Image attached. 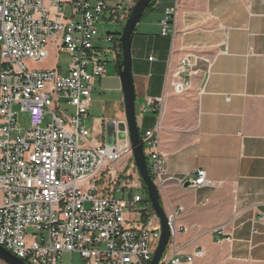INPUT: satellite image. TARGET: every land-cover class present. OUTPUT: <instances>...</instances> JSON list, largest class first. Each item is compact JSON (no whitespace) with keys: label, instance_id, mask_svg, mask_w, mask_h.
I'll list each match as a JSON object with an SVG mask.
<instances>
[{"label":"built area","instance_id":"built-area-1","mask_svg":"<svg viewBox=\"0 0 264 264\" xmlns=\"http://www.w3.org/2000/svg\"><path fill=\"white\" fill-rule=\"evenodd\" d=\"M130 12L123 3L109 6L108 0H0V247L26 264H66L69 252L87 264H151L159 247L161 222L149 197L140 193L143 180L126 121L114 146L86 142L96 80L105 75L106 56L116 59L121 44L113 34L101 38L98 25L107 15L126 23ZM175 14V8L166 11L161 36L170 35ZM52 42L58 53L70 55L68 72L27 67L48 61ZM199 60L210 63L197 55L181 59L171 75L176 93L191 88ZM162 103L148 98L137 113L158 189L174 177L159 150V126L143 131L141 117ZM15 107L29 114L28 129L19 127ZM195 175L178 182L185 187L191 181L188 188L195 190L214 185L207 171ZM182 213V207L166 213L171 237L159 264H196L205 255L202 248L181 253L178 238L188 232L180 224ZM258 225L264 226V212L253 222L252 235L260 234ZM213 235L219 245L233 242L224 226Z\"/></svg>","mask_w":264,"mask_h":264},{"label":"crops","instance_id":"crops-1","mask_svg":"<svg viewBox=\"0 0 264 264\" xmlns=\"http://www.w3.org/2000/svg\"><path fill=\"white\" fill-rule=\"evenodd\" d=\"M137 2L108 0L109 6L123 3L129 11ZM170 8L176 14L170 35L163 37L161 21ZM103 22L115 23L108 15ZM1 50L0 44V69ZM53 50L58 52L55 42L51 55ZM132 55L136 107L148 98L163 101L157 112L141 117V129L159 126V150L174 177L159 192L166 213L183 208L180 224L188 232L178 238L181 253L207 246L215 240L213 230L224 226L233 242L222 245L232 260L264 264V226L252 235L253 222L264 212V0H157L135 29ZM186 55L210 63L199 60L191 88L178 94L171 75ZM108 56L106 67L112 60L114 69L106 70L95 86L123 92L119 54ZM54 68L60 67L49 69ZM121 106L122 99L108 115L103 108L99 140L90 145H107L108 122L121 128L125 100ZM199 169L207 171L212 187L179 184V178L195 179Z\"/></svg>","mask_w":264,"mask_h":264},{"label":"water","instance_id":"water-1","mask_svg":"<svg viewBox=\"0 0 264 264\" xmlns=\"http://www.w3.org/2000/svg\"><path fill=\"white\" fill-rule=\"evenodd\" d=\"M152 2L153 0H138L136 5L130 12L120 38L122 44L123 62L119 67V71L125 100L126 123L129 130L130 140L133 146L135 163L140 176L147 187L148 197L152 203L154 211L160 219L162 226V238L151 263L159 264L170 241L171 233L168 226L166 212L161 203L159 189L149 171L147 157L144 151V146L141 140V133L138 127L132 55V39L135 29L141 19L144 17L145 11ZM116 141L117 125L115 122H108L106 127V146H114L116 144ZM191 183V181H188L185 187L188 188ZM0 261L5 264H26L23 260L19 259L2 247H0Z\"/></svg>","mask_w":264,"mask_h":264},{"label":"rangeland","instance_id":"rangeland-1","mask_svg":"<svg viewBox=\"0 0 264 264\" xmlns=\"http://www.w3.org/2000/svg\"><path fill=\"white\" fill-rule=\"evenodd\" d=\"M145 17V16H144ZM139 25V24H138ZM125 27L124 24L120 23H100L98 28L100 30L101 38H105L108 33L113 34L116 38H121V34L123 33ZM99 45H106L102 42H96ZM106 47H111L110 45H106ZM120 53V52H119ZM109 54L108 58H112ZM120 55V54H119ZM108 61V60H107ZM71 62V57L66 52L58 53L57 50L52 51L51 58L46 62H28L26 65L31 69L42 70L49 69L58 64V66L63 70L66 74L68 72V68ZM114 69V63L112 60L109 61L106 70L110 72ZM93 97V107L90 111V118L86 121V128L90 131V135L87 137V143H97L99 140L97 124L99 123V119L103 116V108L106 109V114H109L110 108L116 106V103L122 99L121 108L124 109V100H123V92L116 91H105L99 85L95 86L92 92ZM116 108V107H115ZM114 108V109H115ZM137 108V107H136ZM62 110L67 114H72V109L68 108L64 103L62 104ZM15 111L18 112V125L22 130H26L30 127L29 114L26 112L20 111V107H15ZM137 111L139 109L137 108ZM50 119L44 122V127L48 125ZM144 196H148L146 191L140 192ZM31 232V231H30ZM205 255L202 259L198 260L196 264H248L237 260H232L230 258V253L223 245H219L214 241H211L207 246L203 247ZM64 263L66 264H87L86 261L81 257L79 253H65L63 257Z\"/></svg>","mask_w":264,"mask_h":264},{"label":"trees","instance_id":"trees-1","mask_svg":"<svg viewBox=\"0 0 264 264\" xmlns=\"http://www.w3.org/2000/svg\"><path fill=\"white\" fill-rule=\"evenodd\" d=\"M157 2V0H153V2L150 4V6L147 8V10L145 11L144 16L152 10L153 6L155 5V3ZM120 49V55H119V59H118V65L119 67L121 66L122 62H123V53H122V44H120L119 46ZM141 133V132H140ZM143 190L146 191L147 195H148V191H147V187L145 185V183L143 182Z\"/></svg>","mask_w":264,"mask_h":264}]
</instances>
